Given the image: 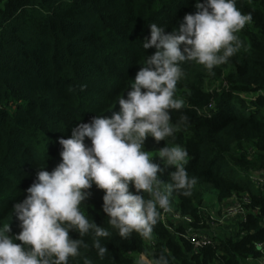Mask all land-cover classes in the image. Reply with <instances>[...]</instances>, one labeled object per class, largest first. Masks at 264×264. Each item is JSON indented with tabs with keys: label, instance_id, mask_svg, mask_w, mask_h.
<instances>
[{
	"label": "trees",
	"instance_id": "16d2710c",
	"mask_svg": "<svg viewBox=\"0 0 264 264\" xmlns=\"http://www.w3.org/2000/svg\"><path fill=\"white\" fill-rule=\"evenodd\" d=\"M194 4L0 0V226L9 223L10 235L20 231L12 205L25 198L36 168L51 171L61 160L58 138H67L78 122L93 115L118 111V97L126 95L145 56L155 51L142 48L141 39L150 35L147 25L157 23L171 31L186 13L196 11ZM236 6L253 17L238 33L247 50L214 68L212 75L194 61L183 63L185 75L176 96L185 104L171 116L175 122L187 115L189 123L174 139L156 142L149 136L144 149L155 153L164 144L187 148L186 168L196 184L190 196L171 195L182 214L194 217V230L209 227L199 207L211 187L218 201L249 193L246 221L237 223L232 234H216L214 243L197 251L190 240L177 236L184 226L170 232L160 217L151 241L136 233L123 239L102 211L103 190L93 185L81 209L109 231L101 238L108 252L98 257L90 233L83 237L88 247L80 248L69 264H137L140 259L151 264L162 253L169 264H250L249 258L259 255L255 243L264 241V190L250 175L264 172V95L257 94L264 92V0H236ZM244 94L257 96L249 100ZM153 161L164 167L155 155ZM173 170L169 166L158 174L161 188ZM69 234L79 238L74 231Z\"/></svg>",
	"mask_w": 264,
	"mask_h": 264
},
{
	"label": "clouds",
	"instance_id": "9594fccd",
	"mask_svg": "<svg viewBox=\"0 0 264 264\" xmlns=\"http://www.w3.org/2000/svg\"><path fill=\"white\" fill-rule=\"evenodd\" d=\"M194 7L196 11L186 13L171 31L157 23L147 25L150 35L141 39L142 48L155 51L145 56L126 95L118 97V111L93 115L78 122L67 138H58L60 162L51 171L37 167L25 198L12 205L20 231L10 235L9 223L0 226V264H69L80 248L88 247L83 237L90 233L92 246L103 259L108 248L101 238L110 233L81 209L93 185L103 190L102 211L123 239L136 233L151 241L159 210L171 211L170 195L192 194L196 178L188 175L187 148L164 144L153 153L145 151V140L174 139L189 123L187 115L175 122L171 116L185 104L176 96L185 75L181 65L194 61L214 74V68L247 50L238 33L253 19L237 8L236 0H195ZM85 87L80 85L81 90ZM154 155L164 167L153 161ZM169 166L174 170L162 191L158 174ZM144 193L150 198L145 199ZM70 231L79 238H71ZM151 264L169 260L162 253Z\"/></svg>",
	"mask_w": 264,
	"mask_h": 264
},
{
	"label": "built area",
	"instance_id": "2783aa9c",
	"mask_svg": "<svg viewBox=\"0 0 264 264\" xmlns=\"http://www.w3.org/2000/svg\"><path fill=\"white\" fill-rule=\"evenodd\" d=\"M257 94H263V91H259ZM256 94H244L243 98L254 100ZM250 180L254 183L256 187L262 188L264 190V172L251 174ZM162 190V188H161ZM163 191V190H162ZM170 200V198H169ZM223 206L221 208V217L212 218V211L209 213V218L212 220L209 222V227L206 230L192 228V224L195 222L194 217L190 215L182 214L178 206L172 204L170 200L171 211L165 212L160 211V218L162 224L170 232H174L175 228L179 226H184V232H176L177 236L185 237L190 240L194 246V250L197 251L200 247L214 243V237L217 234L214 230L215 226H218L219 222L223 220L233 219L236 223L245 222L247 218V206L251 202V196L249 193L244 192L239 195L234 194L227 199L222 200ZM200 211L203 212V215L207 214L208 206L206 204H201L199 207ZM201 224V223H200ZM264 225V221H263ZM255 247L259 255L255 258H249L250 264H264V241L255 243Z\"/></svg>",
	"mask_w": 264,
	"mask_h": 264
},
{
	"label": "rangeland",
	"instance_id": "374dc122",
	"mask_svg": "<svg viewBox=\"0 0 264 264\" xmlns=\"http://www.w3.org/2000/svg\"><path fill=\"white\" fill-rule=\"evenodd\" d=\"M162 190H164V188H162ZM170 200L172 201V204L177 206V200L174 196L170 195ZM204 201L206 203V205L208 206V212L205 215L206 219L205 222L206 224L209 226V222L212 220L211 218H209V213L210 210L212 209L214 212L218 210L217 212V217L220 218L221 217V208L223 206V202L222 201H218L217 197H216V191L214 188L211 187L210 190L207 191L205 197H204ZM229 223L227 225H223L225 222H219L218 226L214 227L215 232L219 235V234H232L235 232V228L237 223L236 222H231L230 219H228ZM227 221V220H225ZM234 221V220H233Z\"/></svg>",
	"mask_w": 264,
	"mask_h": 264
},
{
	"label": "crops",
	"instance_id": "0c3cea01",
	"mask_svg": "<svg viewBox=\"0 0 264 264\" xmlns=\"http://www.w3.org/2000/svg\"><path fill=\"white\" fill-rule=\"evenodd\" d=\"M202 204H206L205 203V201L202 203ZM212 211V213H213V217L212 218H218L217 217V212H218V210L217 211H213L212 209L210 210V212ZM206 215V214H205ZM206 218V217H205ZM231 220V219H230ZM229 220H227V221H225V220H223L222 222H225L223 225H227L229 222H228ZM231 222L233 223V222H235V221H233V219L231 220Z\"/></svg>",
	"mask_w": 264,
	"mask_h": 264
}]
</instances>
